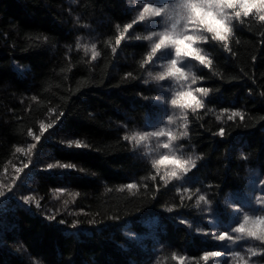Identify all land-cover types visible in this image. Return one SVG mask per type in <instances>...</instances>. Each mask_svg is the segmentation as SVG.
<instances>
[{"label": "trees", "instance_id": "16d2710c", "mask_svg": "<svg viewBox=\"0 0 264 264\" xmlns=\"http://www.w3.org/2000/svg\"><path fill=\"white\" fill-rule=\"evenodd\" d=\"M155 2L0 0V174L22 155L16 148L34 140L29 129L40 135L41 122L53 124L35 141L38 161L29 163L30 189L43 204L54 190L70 195L54 220L33 204L13 202L1 209L0 264H180L173 253L185 257L183 264H205V251L221 252L207 264H264L260 242L233 244L211 235L237 225V208L264 214L255 211L257 199H264V9L253 8L247 17L239 5L225 9L241 13L230 24L231 51L224 42L196 45L211 63L189 62L186 71L196 82L190 77L186 87H173L171 80L154 79L170 65L141 67L155 38L135 37L161 29L137 23L124 32L144 3ZM127 73L132 75L125 78ZM189 90L204 106L195 113L172 108V98L192 102L176 95ZM233 111L244 119L229 120ZM161 130L179 137L172 141L177 151L149 153L168 142L166 135L148 137L139 147L123 139ZM184 131L187 136H181ZM77 140L86 147L68 146ZM161 155L192 157L196 166L184 180L169 179L178 169L169 162L153 167ZM39 161L78 170L51 175ZM129 183L138 187L120 190ZM200 195L208 203L197 206ZM148 216L157 218L151 230L140 224ZM126 223L141 238L125 236ZM250 247L260 254L251 256Z\"/></svg>", "mask_w": 264, "mask_h": 264}, {"label": "snow or ice", "instance_id": "6c2138e0", "mask_svg": "<svg viewBox=\"0 0 264 264\" xmlns=\"http://www.w3.org/2000/svg\"><path fill=\"white\" fill-rule=\"evenodd\" d=\"M156 4L161 6H156ZM237 5L243 9V15L247 17L253 8L264 9V0H176L175 3H172L171 0H156L155 4L144 3L142 10L139 12L136 19L124 26V32L127 33L128 30L132 29L137 23L158 26L161 29L159 32L152 31L144 37H135L137 40H153V38H155L154 44L150 49V53L143 59L141 67L143 68L146 65L153 64L155 61L162 62L159 65L160 67H163L164 63H166L167 65H170V67H168L166 72L157 74L154 79L157 81L171 80L173 87H186L190 77L192 84L196 82V78L192 76L191 70L189 69L186 71V65L189 62L195 61L202 66H207L211 63L208 56L202 54L203 49L196 47V45L208 44L210 42H224L222 45L223 48L227 51H231L228 43H226L228 34L231 32L230 24L234 19L239 20L241 13L237 11L233 16L227 13L225 9H232ZM145 13H149V15L146 16ZM260 19L264 20V16H261ZM189 25L192 27L189 28ZM116 27L117 31H119V25ZM190 32L191 34H189ZM122 38L123 36L116 39L117 45H120ZM80 46L81 45L78 43L77 47L79 48ZM91 47L95 49L96 45L92 44ZM116 51L117 49L113 47L112 52L115 53ZM97 56L98 53L94 51L92 59H96ZM131 75V73H127L125 74V78H128ZM148 75L151 77L152 73L149 72ZM195 91L203 93L206 96L209 90L205 88H197ZM176 95L181 97H190L192 102L178 103L176 98H172L170 105L174 109L180 108L183 110L190 108L192 112L195 113L197 109L204 106L203 100L193 95L191 90L178 92ZM236 116H239L241 120L244 119L243 113L239 111H233L232 115L229 116L228 119L231 120ZM57 119H59V117H57ZM167 121L169 124L173 123V116L169 115L167 117ZM52 127L53 124L45 125L41 122L39 126L40 135H34L31 129L28 130V135L33 137L35 141L39 142L45 132ZM184 127H186V125H184ZM165 135L167 136L168 142L163 144L158 143L155 148H149V153L157 152L160 149H172L173 151H177L178 149L173 148L172 141L179 139V137L173 136L171 132L166 134L163 130L134 133L131 137L127 135L124 136L123 139L135 141V145L139 147L142 146V142L148 137L159 138ZM187 135V131L181 133V136ZM217 135L221 137L224 136V128H220ZM68 146L86 147V145H83L78 140L75 141L74 144L73 142H70ZM34 148H36V144L28 145V150H32ZM16 151L23 152L24 149L18 147L16 148ZM149 153L145 154L147 155ZM197 159H199V157H197ZM165 162L171 163L178 169V171H173L169 174V179L174 178L177 180H184L192 168L196 166V160L192 157L179 159L175 156L170 157L168 155H161L159 160L153 164V167H155L156 163L163 164ZM29 163H31V161ZM28 167L29 164H24L25 169ZM56 169H59V172L54 171ZM44 170L51 175L63 176L70 174L72 171H77L78 169H76V166L72 164L56 163L48 164ZM16 171L19 173L22 169L17 168ZM151 178L153 180L156 179L155 176ZM167 183L168 181L165 180V184ZM13 184H15V181H13ZM137 187V184L129 183L123 185L120 190L122 191L124 188L134 189ZM145 187H147V185H145ZM11 189L12 185H9V191H11ZM158 190L159 189L157 188V191ZM185 191H188V189H185ZM5 196L6 192L3 189H0V197ZM20 199H22L25 203L31 204L34 198L30 196H23ZM181 200H183V197H181ZM201 201L208 203L204 195H200L198 197L196 201L197 206H199ZM256 204L258 207L255 211L264 213V199L258 198ZM36 206H40L39 201H36ZM167 210L172 211L173 208L170 207ZM235 212L239 217L235 227L226 231H220L218 234L212 233L211 235H213L214 238L220 242L228 241L235 244L242 240H252L258 241L261 245H264V214H249L248 212H243L240 208H237ZM48 219L54 220L55 217L49 216ZM60 223H63V221H60ZM181 223L187 222L181 221ZM204 234L208 235L209 233ZM247 252L250 253L251 256L260 254L256 248L252 247L248 248ZM219 256H221V252L219 251H205L202 254L201 259L205 261V264H207L210 259ZM235 256L239 257L241 260L243 259L240 257L239 253H236ZM171 258L180 262V264H183L185 259V257L177 256L175 253L172 254ZM244 264H247V261H244Z\"/></svg>", "mask_w": 264, "mask_h": 264}, {"label": "rangeland", "instance_id": "374dc122", "mask_svg": "<svg viewBox=\"0 0 264 264\" xmlns=\"http://www.w3.org/2000/svg\"><path fill=\"white\" fill-rule=\"evenodd\" d=\"M29 144H35V140L23 147L22 149H24V151L19 152L22 154V157L14 156V158L7 164L3 172L0 174V189H3L6 192L5 197H0V210L7 209V206H10L13 202L25 203L22 199H20L23 196L33 197L34 199L31 204L34 206H36V201H39V203L41 202V198L32 189H30L32 188V175H30L29 170L30 165L27 169L24 168V164H29L30 161H38L36 157L37 154H35V148L28 150ZM40 164L46 168L47 165L51 163L41 161ZM17 168L22 169V171L17 173ZM26 177H29L30 179L24 180ZM13 181H15V184H13ZM9 185H12L11 191H9ZM69 197L70 195L62 189L54 190L50 198V203H40L39 210L46 213L48 216H54L59 213V209L65 205ZM140 224L147 228V230H151L157 225V218L155 216L142 218L140 219ZM123 227V233L125 236L129 238H141L139 232L135 231L130 224L126 223Z\"/></svg>", "mask_w": 264, "mask_h": 264}]
</instances>
